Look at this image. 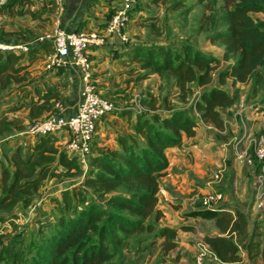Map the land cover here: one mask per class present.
<instances>
[{
	"label": "trees",
	"instance_id": "1",
	"mask_svg": "<svg viewBox=\"0 0 264 264\" xmlns=\"http://www.w3.org/2000/svg\"><path fill=\"white\" fill-rule=\"evenodd\" d=\"M221 1L224 12L219 18L212 17L211 23L215 27L220 20V27L209 38L224 47L222 58L185 43L182 51L155 43L140 44L134 49L135 57L142 60L141 68L161 75L168 73L176 79L180 103L188 104L194 93L193 83L202 89L199 98L190 108L173 107L165 113L157 109L155 97L143 98L149 111L138 114L131 139L121 136L119 148L91 154L81 185L64 189L53 198L55 216L46 220V225L35 219V236L30 241L24 237L15 239L9 264H125L132 251H144L157 239H166L163 247L167 253L176 246L177 229L159 225L162 212L157 208L160 177L169 164L166 149L180 145L183 134L195 135L198 118L193 109L205 122L223 130L221 109L239 103L242 84H249V98H260L259 104H264V19L252 15L264 13V0ZM15 3L29 9L32 5L43 6L28 0H7L5 8ZM32 9V14L38 12ZM36 47L34 44L33 50ZM22 59L21 55L0 53V92L26 79L25 75L19 76L24 69L19 63ZM222 60L229 64L214 77L213 64L217 66ZM226 84L233 90L226 89ZM59 99L57 87L49 86L30 104L25 123L2 115L0 135L23 130L27 123L50 112ZM57 142L55 134L37 136L34 143H18L10 155L4 154L7 164L0 161V223L15 215L18 206L27 214L47 178L83 172L77 158ZM254 159L258 171L262 162L255 156ZM56 164L63 170L54 168ZM191 215L214 220L220 234L206 235L204 241L219 264L243 262L236 241L242 236L249 239L250 260L260 256L264 259L258 226L252 228L249 210L226 203L216 209L201 207ZM144 239H150L149 243L140 246Z\"/></svg>",
	"mask_w": 264,
	"mask_h": 264
},
{
	"label": "crops",
	"instance_id": "2",
	"mask_svg": "<svg viewBox=\"0 0 264 264\" xmlns=\"http://www.w3.org/2000/svg\"><path fill=\"white\" fill-rule=\"evenodd\" d=\"M6 2L7 0H0V35L4 38L27 41L19 34L9 35L21 31L23 36H26L25 33H27L26 38L34 41L44 32L51 30L53 4L35 5L36 7L32 5L30 9L36 8L35 10L38 11L34 15L22 11L11 17L7 11H19L27 6L21 8L20 4L15 3L11 7L5 8ZM45 7L49 9L46 10ZM113 12L112 0H65V9L61 14L62 25L67 30H95L105 37V43L101 47L91 48L89 51L92 79L100 93L108 94L109 97L113 98L117 109L97 124L92 152H101L107 148H119L121 146L119 137L130 138L136 132L138 114L149 111V108L143 104V98H139V95L134 93V90L137 89L133 87L136 86V82L140 84L139 77L144 75L145 70L141 68L135 57L134 49L139 41L132 37L133 32L130 28L135 21L140 22L144 19L138 18L140 12L137 11V8L132 12L124 30L130 39L129 43L125 45L116 35H110L105 31L106 22ZM37 14L42 22L46 24L45 28L40 29L37 25ZM30 32L34 33L35 37L32 38ZM46 43L47 41L34 48L29 57H25L19 62L24 66V69L20 71V76L25 75L26 79L12 85L11 103L18 108L12 113V116L21 117L22 123L27 121L30 104L36 101L40 94L44 93L51 85L56 86L59 90L63 113L66 115L74 112L80 100L82 82L78 71L74 67H63L53 72L44 69V62L48 57L46 54L44 55V45ZM223 53L224 47L222 56ZM215 55L219 56L218 54ZM43 56L45 57L42 58ZM59 81L67 82V87H63L62 84H59L61 83ZM245 85H240L241 90L245 88ZM120 89L125 91L128 89L127 94L122 95L124 98L116 94ZM109 93L113 94L110 95ZM136 98L139 101H136ZM245 99L246 97L242 95L239 101L240 104L221 109L225 120L223 130L218 129L212 122H205L199 115L197 116L198 126L195 135L188 137L183 134L180 145L169 147L165 151L169 164L160 177L157 208L162 212V217L159 225L177 229L176 246L169 253H180L182 251L180 264H195L199 241L205 242L206 235L220 234L214 220H204L191 215V212L201 209L202 199L209 188L221 185L220 189L226 194L228 206L244 208L250 212L254 209V203L252 206L249 203L252 195L255 167L245 166L239 159L238 152L253 151L251 147L253 146L252 142L255 140L253 136L256 135L254 131L256 130L258 134L264 132V120L261 121V125L259 121L261 117L264 119V105L259 104L263 106V109L256 107L255 110H248L250 106L244 104ZM239 105L243 108H237ZM174 106L175 108H182L190 106V103H178ZM140 108L143 109L142 112ZM3 109L4 106L0 105V117ZM45 115L46 113L38 119L43 118ZM255 121H257L256 125L254 124ZM257 124L260 125L263 131H257ZM18 135L22 136L19 133ZM55 135L59 147L64 146L68 139V133L61 131ZM263 135L264 133L261 136ZM32 138L27 139L34 143L35 139ZM10 151V147L2 148L0 145V157L9 154ZM220 171H222V179L217 182L214 180V174ZM54 180L55 182H53ZM44 182L45 184L38 191L37 197L31 203V207L34 206L39 202V196L43 195L41 207L45 208L49 205L48 211L41 209L37 215L41 222L55 216L56 210L47 198L51 196L59 197L56 193L60 191L58 186H61L60 181L58 182L54 178H47ZM71 185L74 186L75 184L72 183ZM63 187V189L70 188L69 185ZM17 208L18 217L20 215L27 216V214L22 213V206ZM28 215L31 216V214ZM7 221H10V218H6L2 222L3 224L0 225L4 226ZM257 232L260 234L259 240L262 241L263 250L264 229L257 228ZM165 240V238L159 239L160 244H163ZM236 241L243 256V262L237 264H264V259L261 256L256 261L250 260L248 253L249 239L242 236L237 238ZM242 242L245 243L244 249L240 244ZM182 253L184 254L183 257ZM206 264L219 263L217 260L208 257Z\"/></svg>",
	"mask_w": 264,
	"mask_h": 264
},
{
	"label": "rangeland",
	"instance_id": "3",
	"mask_svg": "<svg viewBox=\"0 0 264 264\" xmlns=\"http://www.w3.org/2000/svg\"><path fill=\"white\" fill-rule=\"evenodd\" d=\"M222 6L223 3L221 0H139L137 11L140 12V15L138 16V18L144 20H141L140 22L135 21L133 26H131L130 29L133 32L132 37L136 41H139L137 45L140 44L145 45L146 43L165 44V45H170L182 51L183 50L182 48L184 46L183 43H185V44H191L192 46L199 48L203 52L206 53L212 52L218 54L219 57L222 58L223 46L219 43L212 42L211 39L209 38L217 30V28L220 27L218 25L220 23V20L217 22L215 27H212L211 23H212V17L219 18L223 14L224 10L222 9ZM45 9L48 10L49 8L45 7ZM7 12H9L8 14L11 15V17H14L16 14H19V11H7ZM7 12L5 11V14ZM25 12H27V14H32L29 7H26ZM252 15L257 19H264V13L262 12L252 13ZM36 20H37V25L40 27V29L46 27V24L42 22V19L39 17V15L36 16ZM18 34L24 37L27 41H30L29 39L26 38L28 34L25 33L26 36H23L21 34V31H18L14 34L10 33L9 35H18ZM29 34L32 35V38L35 37L34 33L30 32ZM44 50H45L44 55L46 54L47 56H49L50 53L52 52V45L47 42L44 45ZM44 57L45 56H43L42 58ZM137 60L138 63H140L141 65L142 64L141 58L139 59L137 58ZM228 64L229 63L224 60H222L221 63H219L217 66L216 63H214L213 66L215 67L212 70V74L214 75V77H217V74L221 70H224L228 66ZM142 69L145 70V73L143 76L139 77L140 80L138 81H141L140 84L139 82H136V86H133L134 88L137 89L134 90V93L139 95V98H145L148 100L151 97H155L156 107L159 111L163 113H165V111L168 110L169 108L175 107L174 105L180 103V98H179L180 90L176 86V79L173 76H171L168 73H164L162 75L159 73H154L146 68L145 69L142 68ZM59 82H61L59 84H62L63 87H67L68 85V83L65 81H59ZM191 86L194 90V93L190 97L188 103H190L194 97L199 98V92H201L202 90L195 83L191 84ZM225 87L228 90H233L231 89L229 84H226ZM11 88L12 87H8L6 90L0 92V105L4 106V109L1 110V116L2 115L5 116L7 114L8 116L13 117L12 113L16 111L15 105L11 103L12 101L10 96L11 95L10 93L12 92ZM127 90L128 89H126V91ZM126 91L120 89L119 91H117L116 94H119V97L124 98V96L122 95L123 94L126 95L127 94ZM100 94L103 97L110 99L113 102V98L109 97L108 94L107 95L104 93H100ZM242 95L246 97L244 104L246 106H250L249 107L250 109L248 110H252L256 108L255 105H257L256 104L257 102L258 104L260 103V98L253 99L248 97V95H250L249 84H246L245 88L242 89L241 96ZM131 98H133V96H131ZM136 101H139V99L136 98ZM239 107L240 105L237 108ZM187 108L190 107L187 106ZM192 112L197 116H199L198 112L195 111L194 109L192 110ZM230 114L232 113L230 112ZM18 119L20 121H23L21 117H18ZM263 120H264L263 117H261L259 121L263 122ZM257 121L254 122L255 125ZM262 122L260 123V125L262 124ZM260 125L257 124L258 126L257 131L262 130L260 128ZM19 132L21 131L18 132L9 131L5 135H0L1 147L9 146L12 150L15 147V145L18 144V142H21L25 146L27 144L28 145L32 144L31 141H28L29 139H27L30 138L31 136L30 137L19 136L18 135ZM254 132L256 135H254L253 137H255L256 139H264V135L261 136L262 133L264 132L260 134H258L256 130ZM32 139H35V137ZM60 147L63 148V146ZM92 153H96V152H92ZM0 161L1 164L6 165L7 157L5 156L0 157ZM55 166L56 167L54 168H58L59 171L63 170L62 169L63 167L57 164ZM86 171L87 170L84 171L83 169V172H79L75 176L73 175L60 176L56 174L54 179H57L58 182L60 181L61 183V186L60 185L58 186V189H60V191H58L56 195L58 194L60 196L61 191L64 190L63 186L65 185H69L70 188L81 185V182L83 181V176L86 173ZM53 182H55V180ZM72 183H74L75 185L72 186L71 185ZM44 184L45 182L43 183V185ZM215 188L220 189L221 185H219V187L215 185ZM251 191H252V195L249 203L250 206H252V204L255 203V196H253L254 195L253 189ZM53 198H54L53 196L47 198V200L51 203L52 207H54V204H56V201ZM37 207L35 208L34 206L33 208H30L27 212V216L20 215L18 217L17 212H15V215L8 214L11 217L10 221H7L4 226L0 225V264H9L12 261L9 252L16 238L24 237L25 240H29L30 238L35 236L33 235L34 232L36 231V227L34 223H35V219H39V217L37 216L39 211L41 209L48 211L50 208L49 205L45 208L39 206L38 209ZM250 213H253L251 215L252 227L254 225H257L258 228L264 229V212H260L258 209L254 208ZM28 214H31V216H29ZM32 216L35 218H33ZM38 221L39 220H37L36 222ZM45 222L46 221L42 222L41 225H46L44 224ZM27 234H31V235L27 236ZM146 235L147 234H145L144 236ZM145 240L146 239H144V241L140 244V246H145L150 241V239L146 241ZM240 244L242 246V249H244L245 243L242 242ZM161 246H163V244H160L159 239H157L155 244L152 245V247H148L147 249L145 248L144 251L137 252L136 250H134L131 252L130 255L131 259H129V261H127L125 264H178V263L180 264L179 262L181 257L180 254L182 251L180 253L179 252L167 253L164 251L165 245L164 247ZM183 256L184 254L182 253V257Z\"/></svg>",
	"mask_w": 264,
	"mask_h": 264
},
{
	"label": "built area",
	"instance_id": "4",
	"mask_svg": "<svg viewBox=\"0 0 264 264\" xmlns=\"http://www.w3.org/2000/svg\"><path fill=\"white\" fill-rule=\"evenodd\" d=\"M36 4H53L54 11L51 21V30L44 32L34 41L0 38L1 54H16L23 58L33 53V46H41L45 41L52 45V52L44 62V69L53 72L63 67H74L82 82L80 100L74 112L70 115L63 113L61 100H56L50 112L43 118L35 119L27 123L19 132L25 137H37L47 134H57L61 131L68 133V139L63 146L69 155L75 156L80 166L88 169L89 158L92 154V144L96 135L97 124L108 114L117 109L116 103L103 97L92 79V64L89 51L91 48L101 47L105 43L103 34L95 30H67L61 22V14L65 9V0H28ZM114 12L106 22V33L116 35L122 44H128L130 39L125 33V28L131 14L137 8L139 0H112ZM200 96V92H199ZM194 97L190 104H192ZM138 106V105H137ZM142 112V108H140ZM139 110V111H140ZM199 115V113H198ZM253 156L248 151L238 152L239 159L245 166L255 167V158L262 164L258 171L254 169L253 191L255 196L254 208L264 212V139H256L252 142ZM222 179V171L214 174V180ZM43 195L39 196V202L35 208L41 206ZM226 204V194L215 187L208 189L202 199V208L216 209ZM32 206L31 208H33ZM37 207V208H38ZM196 263L206 264L207 258H217L210 251L209 245L199 241L197 245Z\"/></svg>",
	"mask_w": 264,
	"mask_h": 264
}]
</instances>
